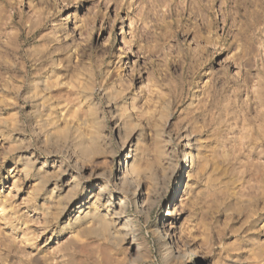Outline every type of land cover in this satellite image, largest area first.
<instances>
[{
    "label": "rangeland",
    "instance_id": "1",
    "mask_svg": "<svg viewBox=\"0 0 264 264\" xmlns=\"http://www.w3.org/2000/svg\"><path fill=\"white\" fill-rule=\"evenodd\" d=\"M263 96L264 0H0V264H264Z\"/></svg>",
    "mask_w": 264,
    "mask_h": 264
},
{
    "label": "bare ground",
    "instance_id": "2",
    "mask_svg": "<svg viewBox=\"0 0 264 264\" xmlns=\"http://www.w3.org/2000/svg\"><path fill=\"white\" fill-rule=\"evenodd\" d=\"M21 75H22V74H21ZM17 84H18V83H17ZM261 87H262V86H261ZM197 92H198V91H197ZM248 92H249V91H248ZM249 93H250V92H249ZM261 94H262V93H261ZM263 97H264V96H263ZM255 98H257L259 101L262 100L261 95H259V94H258V96L256 95ZM129 101H130V100H129ZM257 102H258V101H257ZM262 102H263V101H262ZM130 103H131V102H130ZM258 103H259V102H258ZM131 104H133V103H131ZM259 104H260V103H259ZM132 106L134 107V105H132ZM261 106H262V105H261ZM227 112H228V111H227ZM263 113H264V112H263ZM122 202H123V201H121V204H120L121 207L124 206V203H122ZM120 206H119V207H120ZM107 212H109V211H107ZM166 234H167V233H166ZM166 237H167V235H166ZM168 237H169V236H168Z\"/></svg>",
    "mask_w": 264,
    "mask_h": 264
}]
</instances>
